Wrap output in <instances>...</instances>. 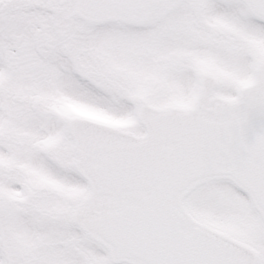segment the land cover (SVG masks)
Returning <instances> with one entry per match:
<instances>
[{
  "label": "snow or ice",
  "instance_id": "1",
  "mask_svg": "<svg viewBox=\"0 0 264 264\" xmlns=\"http://www.w3.org/2000/svg\"><path fill=\"white\" fill-rule=\"evenodd\" d=\"M0 264H264V0H0Z\"/></svg>",
  "mask_w": 264,
  "mask_h": 264
}]
</instances>
